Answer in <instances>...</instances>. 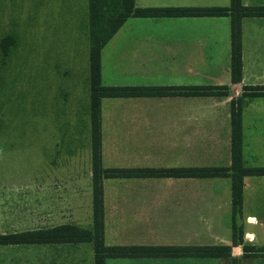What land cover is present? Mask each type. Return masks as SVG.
I'll list each match as a JSON object with an SVG mask.
<instances>
[{
  "label": "crops",
  "instance_id": "0c3cea01",
  "mask_svg": "<svg viewBox=\"0 0 264 264\" xmlns=\"http://www.w3.org/2000/svg\"><path fill=\"white\" fill-rule=\"evenodd\" d=\"M134 2L137 7H226L230 0ZM241 3L264 5V0ZM230 24V16L129 17L123 22L101 50L103 85H228L229 93L101 98L102 167L230 166V102L241 96L244 86L264 85V17L241 20L242 78L236 83L230 80ZM241 109L244 161L264 166V96L245 98ZM54 136L57 156L66 157L58 164L56 158V166H47L44 178L34 177L26 185L25 230L83 225L85 197L88 227H81L91 228V126L87 171L78 164L77 135ZM243 181L239 218L243 238L262 247L264 175L246 176ZM102 193L106 245H231L228 177H111L102 181ZM246 223L253 225L250 238ZM0 248L18 251L22 256L18 260L25 264H94L91 242ZM234 257L240 264H264V255H246L242 245H231L230 257H118L107 258L105 264H231Z\"/></svg>",
  "mask_w": 264,
  "mask_h": 264
},
{
  "label": "rangeland",
  "instance_id": "374dc122",
  "mask_svg": "<svg viewBox=\"0 0 264 264\" xmlns=\"http://www.w3.org/2000/svg\"><path fill=\"white\" fill-rule=\"evenodd\" d=\"M10 36L0 48V233L27 229L26 185L64 162L54 135H77L82 171L90 160L88 0H0V42ZM21 258L0 248V264Z\"/></svg>",
  "mask_w": 264,
  "mask_h": 264
},
{
  "label": "trees",
  "instance_id": "16d2710c",
  "mask_svg": "<svg viewBox=\"0 0 264 264\" xmlns=\"http://www.w3.org/2000/svg\"><path fill=\"white\" fill-rule=\"evenodd\" d=\"M135 0H88V82L90 90L92 210L91 228L62 224L51 228L0 233V245L40 244L60 242H91L94 264H105L107 258L118 257H230L231 245H242L246 255H264V246L257 247L244 241L242 210L243 183L246 176L264 175V166L247 165L243 158L241 108L245 98L264 96V85L244 86L240 97L230 102L231 164L230 166H202L190 168H104L101 163L100 99L103 97L141 96H227L228 85L193 86H107L101 83L100 55L103 46L129 17L161 18L178 16H230V80L242 78L241 20L244 17H264V5H243L241 0H230L228 6L208 7H137ZM3 39L0 48L7 53L13 42ZM10 41L8 44L7 42ZM119 177H201L230 179L232 205L231 245H106L104 243V207L102 181ZM231 264H240L232 258Z\"/></svg>",
  "mask_w": 264,
  "mask_h": 264
},
{
  "label": "water",
  "instance_id": "95a60500",
  "mask_svg": "<svg viewBox=\"0 0 264 264\" xmlns=\"http://www.w3.org/2000/svg\"><path fill=\"white\" fill-rule=\"evenodd\" d=\"M245 230H246V232H252L253 231V225L250 223H246Z\"/></svg>",
  "mask_w": 264,
  "mask_h": 264
}]
</instances>
